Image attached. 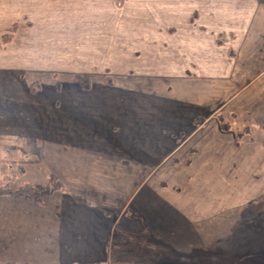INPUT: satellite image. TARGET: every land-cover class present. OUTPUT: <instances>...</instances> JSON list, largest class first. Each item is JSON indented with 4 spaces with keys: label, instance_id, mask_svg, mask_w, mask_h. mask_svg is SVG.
<instances>
[{
    "label": "crops",
    "instance_id": "0c3cea01",
    "mask_svg": "<svg viewBox=\"0 0 264 264\" xmlns=\"http://www.w3.org/2000/svg\"><path fill=\"white\" fill-rule=\"evenodd\" d=\"M55 3L65 6L52 14L56 6L49 12L43 2H0V38L10 36L7 53L34 56L33 66H29L32 69L48 65L57 70L68 63L72 71H104L106 63L124 64L122 48L129 41L123 40V30L129 29L127 38L136 45L144 39L146 46L142 53L145 66L130 68L178 72L172 77L176 86L193 87L189 101L198 107H209L213 102L221 109L227 106L226 113L236 114L230 119L246 113L257 125L264 120V1L157 0L143 2L145 13L140 15L136 7L142 2H131L124 8L116 2ZM120 8L129 14L122 15ZM124 22L132 27L121 26ZM199 114L205 121L200 126L194 124L177 147L178 151L190 143L182 149L189 164H184V173L181 166L173 169L186 175L184 184H192L193 193L141 190L146 206L133 203L135 213L121 210L113 224L119 222L120 229L142 235L147 242L163 240L175 248L202 246L204 223L233 210L236 200H252L264 194V141L246 140L237 146L236 123L225 131L218 115ZM206 127L209 129L202 135ZM118 130L122 134L124 128L119 126ZM96 136L98 139V134L92 133L91 137ZM165 139L171 140L172 135ZM157 141L163 140L158 136ZM192 174L198 178L189 182ZM69 177L76 178L73 173L66 180L60 177L64 182L61 189L46 195L42 205L23 196H0L2 262L91 264L110 260L115 228L96 199L100 186L85 189L81 183L74 189L67 181ZM157 196H164L162 203ZM122 219L128 223H121ZM191 255L194 257L195 252Z\"/></svg>",
    "mask_w": 264,
    "mask_h": 264
},
{
    "label": "rangeland",
    "instance_id": "374dc122",
    "mask_svg": "<svg viewBox=\"0 0 264 264\" xmlns=\"http://www.w3.org/2000/svg\"><path fill=\"white\" fill-rule=\"evenodd\" d=\"M0 2H43V8L49 12L53 10L52 14L60 12L61 7L65 6L55 2H116L122 8L130 6L131 2H142L141 7H136L140 15L143 11L145 13L146 3L143 2L157 0H123L122 3L117 0ZM122 8V15L129 14ZM104 24L110 25L108 22ZM120 25L132 27L129 22ZM128 31L123 30V40L129 41H123L124 64L109 66L106 63L104 71L90 72L68 70V63L60 65L61 68L57 70H51L48 65H41L44 69H32L29 66H33L34 56L16 51H13L14 54L7 53L10 36L0 38V184L17 174L27 181L40 184L42 189L52 190L56 184H64L63 180L73 173L76 178L69 177L67 181L74 189L81 187V183H85L82 186L85 189L100 186L96 199L106 209L108 218H111L109 223L115 229L121 226L119 222L113 224L112 220L121 210L133 213L135 202L139 207L146 206L141 190H160L169 194L168 191L174 189L175 192L185 191L187 196L193 193L194 186L184 184L186 175L183 174L186 168L184 164L188 165L189 162L183 159L185 151L182 149H187L190 143L178 151L177 147L190 135L195 125L200 126L205 121L204 115L198 113H210L214 117L228 110L227 106L221 109L212 102L209 107H218L206 112L208 106L198 107L196 102L189 101L194 88L176 86L172 77L178 72L130 68L145 66L146 56L142 53L146 46L144 39L139 40L143 41L140 45L133 44L134 40L125 35ZM82 76L87 78L89 89L78 81ZM93 83L102 86L93 87ZM204 90L207 92L208 89ZM244 116L248 115L245 113ZM231 119L237 127L254 123L251 117L244 121L240 115ZM119 126L124 128L122 134ZM206 129L209 128L202 129V135L206 134ZM160 130L167 131L162 136L170 134L172 139L158 135ZM92 133H97L99 140L97 136L92 139ZM18 136L24 137L29 145L28 155L23 150L25 142L18 143L16 140ZM158 136L163 141L158 142ZM133 157L135 160L130 163ZM179 166L183 173L173 171ZM197 178L192 174L188 181L193 182ZM178 180H183V183ZM214 180H218V177ZM211 186L216 189L215 184ZM199 193L202 191L199 190ZM102 195H106L104 199ZM163 197H158L161 203ZM88 199L94 203L90 195ZM250 201L236 200L233 210L220 214L211 223H204L202 246L175 248L166 245L163 240H141L140 247L145 251L142 253H147L149 259L143 261L142 257L133 256L131 264H264V208L254 212L247 205ZM81 202L86 200L81 199ZM237 204L245 205L240 207ZM5 208L8 209V205ZM120 222L128 223L124 219ZM113 242L114 239L110 260L91 264H112L117 257L127 256L119 250L115 253L112 250ZM0 252H3L1 242ZM191 252H195L194 257ZM1 260H4V256L0 253Z\"/></svg>",
    "mask_w": 264,
    "mask_h": 264
},
{
    "label": "trees",
    "instance_id": "16d2710c",
    "mask_svg": "<svg viewBox=\"0 0 264 264\" xmlns=\"http://www.w3.org/2000/svg\"><path fill=\"white\" fill-rule=\"evenodd\" d=\"M119 3H122L123 0H117ZM259 1H264V0H259ZM81 85L85 89H89L88 83H87V78L85 77H79L78 80ZM222 113H225V115H220ZM220 113L217 118L219 119L220 122V127L228 131L230 129L231 125V119L229 117L236 116L234 113H226L222 112ZM241 116V115H240ZM244 121L247 119L244 115L241 116ZM249 118V117H248ZM235 128V125H234ZM235 133H236V145L239 146L241 143H243L246 140H253V139H260L264 141V121L261 124H255L253 123L251 126L250 125H243L242 127L235 128ZM18 143L20 141H24V154L28 155L30 153L28 144L25 141L24 137L18 136L16 138ZM14 149V148H13ZM54 189V190H53ZM52 190L50 189H42L41 185L38 183H34L31 181H27L26 178L20 176V175H15L9 177L7 182L0 184V196H23L26 198H29L36 202L39 205L43 204V199L46 195L61 189V186H56ZM250 208L254 210V212H260L264 208V194L259 196L256 199L251 200L247 204ZM114 242L112 246V250L115 251V253L119 252H124V254H127V256H119L116 259L112 260V264H131L132 263V257L136 256L142 257L143 261L148 260L149 255L147 256V253H142L145 252L144 250L142 251L140 247V242L141 240H144L147 242V238H145L142 235L135 234V233H128L117 227L114 232ZM143 254L145 257H143ZM141 255V256H140ZM145 261V262H146ZM0 264H23V263H18L15 261H6V262H0Z\"/></svg>",
    "mask_w": 264,
    "mask_h": 264
}]
</instances>
